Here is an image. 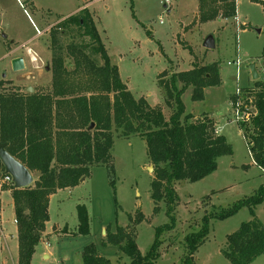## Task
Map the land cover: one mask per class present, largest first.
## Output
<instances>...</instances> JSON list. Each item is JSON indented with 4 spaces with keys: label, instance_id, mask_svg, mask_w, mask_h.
Listing matches in <instances>:
<instances>
[{
    "label": "rangeland",
    "instance_id": "obj_1",
    "mask_svg": "<svg viewBox=\"0 0 264 264\" xmlns=\"http://www.w3.org/2000/svg\"><path fill=\"white\" fill-rule=\"evenodd\" d=\"M236 3L238 22L242 25L233 18L199 23L198 0H170L166 8L163 0H0V81H5L8 88H50V31L60 20L85 8L121 82L135 99L144 98L151 107L160 108L166 120L173 113V105H166L165 90L159 82L168 83L172 74L188 71L194 64L218 65L219 86L206 88L200 102L192 101L190 87L181 100L184 114H207L212 118L214 130L218 128L232 154L218 158L216 170L204 179L175 183L179 201L173 214L174 228L159 238V258L155 264H184V238L199 230L203 215L231 207L253 195L264 182V173L250 158L230 103L236 89L241 97L243 89L253 86L250 65L258 74L256 81L264 82V14L261 6L250 0ZM209 36L214 41L213 49L203 47ZM72 39L67 37L65 43ZM18 57L24 60L25 67L13 72L10 61ZM65 67L73 68L71 59L65 60ZM244 124L249 135L251 125ZM112 136L113 174L108 165L94 166L79 185L53 196L48 215L49 228L55 236L36 246L30 264H82L83 248L90 244L111 264H129L130 260L116 247L102 245L107 227L111 232L119 226L132 233L140 255L145 256L156 229L169 224L165 203L156 204L158 212L153 210L150 183L154 170L144 140L137 135L125 139L115 128ZM3 174L0 163V179ZM32 176L35 179V173ZM9 187L0 190V212L4 211L3 220L8 225L12 222ZM78 205L87 211L89 234L56 235L67 231L66 224L69 228L77 225ZM254 213L264 225V202L254 208ZM251 219L249 210L243 208L225 220H210L207 239L194 255L193 264H230L221 253L226 237ZM53 226L64 230L56 231ZM5 264L10 263L6 260ZM251 264H264V254Z\"/></svg>",
    "mask_w": 264,
    "mask_h": 264
},
{
    "label": "trees",
    "instance_id": "obj_2",
    "mask_svg": "<svg viewBox=\"0 0 264 264\" xmlns=\"http://www.w3.org/2000/svg\"><path fill=\"white\" fill-rule=\"evenodd\" d=\"M259 4L264 14V0ZM236 16V0H198V22L232 19ZM51 85L46 91L5 87L0 81V144L6 152L35 173L33 184L23 189H8L18 238L17 264H30L49 220V196L57 190L79 185L94 166L110 163L113 146L112 129L128 139L137 135L146 145L148 160L153 166L150 198L154 212L156 204L165 203L169 224L155 231L154 241L145 256H141L132 233L117 226L108 227L103 246L116 247L129 264H155L159 258L160 237L174 228V211L179 198L174 188L179 181L198 182L217 168V159L232 154L226 139L215 133L213 120L204 114L194 117L184 114L181 100L186 89L192 88V101H202L204 90L220 85L216 63L192 65L188 71L172 74L164 87L166 105L173 113L166 120L162 110L151 107L144 98L135 99L121 82L117 67L111 63L105 45L88 10L60 20L51 31ZM67 37L73 38L65 43ZM85 39L87 41H85ZM264 58V45L262 48ZM96 57L102 63H98ZM71 59L73 68L65 67ZM181 87L177 88V84ZM243 96L234 94L231 105L241 102V109L250 112V134L247 125H237L255 166L264 173V82L255 81L243 89ZM249 113V112H248ZM93 128L90 129V125ZM113 187V184L111 183ZM264 202V182L256 192L229 208H219L201 218L198 231L185 236L184 264H193L198 248L209 233L210 220H225L247 208L252 219L226 237L222 255L230 264H251L264 254V225L255 217L254 208ZM77 234L88 235V214L84 206L76 207ZM82 264H111L99 256L93 244L82 251Z\"/></svg>",
    "mask_w": 264,
    "mask_h": 264
},
{
    "label": "crops",
    "instance_id": "obj_3",
    "mask_svg": "<svg viewBox=\"0 0 264 264\" xmlns=\"http://www.w3.org/2000/svg\"><path fill=\"white\" fill-rule=\"evenodd\" d=\"M236 8H237V3H236ZM233 20L236 22V24H238V23L241 24L240 22H238L237 9H236V16L233 18ZM24 65H25V63H24ZM33 92H34V89H33ZM215 132L217 133V135H220L217 127H216ZM30 174L32 175L33 173H30ZM33 181H34V178H33ZM70 189H72V188H70ZM70 189H63V190H70ZM63 190H57V192L55 194L49 196L48 209L50 207V203H51L53 196L57 195L59 192H61ZM9 206L11 208L9 215H11V219H12V222L9 225L6 224V222L3 220L4 211L1 210V212H0V264H5L6 260L10 264H17V259H18L17 226L15 224L12 202L9 204ZM48 217H49V215H48ZM76 218H77V216H76ZM66 226H67V231L65 233H59L56 235L62 234V235L66 236L67 234H72V235L77 234L78 221H77V225H74L73 228L72 227L69 228L68 224L64 225V227H66ZM75 226H77V227H75ZM53 227H56V231L59 229L60 230L62 229V231L64 230V227L63 228L58 227V226H53ZM73 230H74V233L72 232ZM103 232H104V230H102V233ZM52 236H55V234H53V229L49 228V220H48L45 224V230L42 233V237H41L39 244L43 243L44 241H48L49 239H51ZM35 250H36V248H35Z\"/></svg>",
    "mask_w": 264,
    "mask_h": 264
},
{
    "label": "water",
    "instance_id": "obj_4",
    "mask_svg": "<svg viewBox=\"0 0 264 264\" xmlns=\"http://www.w3.org/2000/svg\"><path fill=\"white\" fill-rule=\"evenodd\" d=\"M203 47L206 49L214 48V41L211 36L205 39L203 42ZM10 65L13 72L23 71L25 67L24 60L21 57L12 59L10 61ZM249 70L252 79L256 81L258 79V74L254 65H250ZM46 71H48V67L46 68ZM25 91L27 93H33V88L27 87ZM251 112L255 113V110L251 109ZM91 128H93V124L90 125V129ZM0 163L4 168V174L11 176L13 187L15 189H23L33 184V177L28 169L6 152L4 144H0ZM82 180L83 179H81V181Z\"/></svg>",
    "mask_w": 264,
    "mask_h": 264
},
{
    "label": "built area",
    "instance_id": "obj_5",
    "mask_svg": "<svg viewBox=\"0 0 264 264\" xmlns=\"http://www.w3.org/2000/svg\"><path fill=\"white\" fill-rule=\"evenodd\" d=\"M163 4H164V8H166L167 5L170 4V0H163ZM37 34H40L39 31H37ZM238 63H239V60H236L235 62L236 67H238ZM235 94L239 97L240 90L236 89ZM241 105L242 104L239 101V99L236 102V104L231 105V108L233 109V112H234L235 119L237 123L238 122L243 123V124L246 122L249 123L250 122L249 114L252 108H249L246 111H244L243 109H241ZM3 186H13L12 178L8 174H3V177L0 179V190L2 189Z\"/></svg>",
    "mask_w": 264,
    "mask_h": 264
}]
</instances>
